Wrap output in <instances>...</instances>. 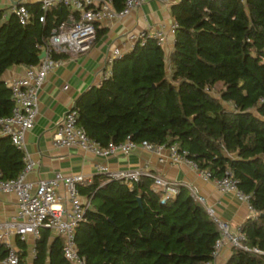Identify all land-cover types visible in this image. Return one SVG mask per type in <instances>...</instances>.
Listing matches in <instances>:
<instances>
[{
  "label": "trees",
  "instance_id": "1",
  "mask_svg": "<svg viewBox=\"0 0 264 264\" xmlns=\"http://www.w3.org/2000/svg\"><path fill=\"white\" fill-rule=\"evenodd\" d=\"M111 1L119 11L126 0ZM24 6L30 14L26 24L0 10V117L10 115L14 105L2 75L12 66L38 64V46L69 13L63 5L47 11L42 2ZM170 8L178 27L169 70L156 38L136 42L113 62L109 76L75 100L77 124L104 148L127 137L177 145L213 180L230 173L250 196L255 214L240 226L244 244L264 251V107L258 105L264 95V0H179ZM105 30L96 26V38ZM23 167V152L8 136L0 137V179L16 178ZM152 182L142 176L129 187L97 174L78 184L91 205L75 229L87 264L212 261L216 223L187 188L164 199ZM49 237L43 228L32 264H72L63 255V237ZM19 244V264H28L25 244ZM5 254L0 244V258ZM226 264H264V255L234 248Z\"/></svg>",
  "mask_w": 264,
  "mask_h": 264
},
{
  "label": "built area",
  "instance_id": "2",
  "mask_svg": "<svg viewBox=\"0 0 264 264\" xmlns=\"http://www.w3.org/2000/svg\"><path fill=\"white\" fill-rule=\"evenodd\" d=\"M148 1L150 0H126L124 7L119 11L113 7L111 0L42 1L41 7L44 11L53 6L63 5L69 13L66 20L61 21L52 30L47 43L38 46L41 51H46V56L36 65L25 66L22 74L5 81L12 91L14 105L10 115L0 117V137L8 136L11 142L23 152L24 167L16 178L0 179V193L14 194L18 200L15 216L11 220L0 223V244L6 249V254L0 264H19L18 250L12 242L13 236H19L21 240H26L28 237L37 240L43 228L54 230L63 237L62 252L70 263L87 264L86 257L79 253L75 240V229L80 222L85 220V213L91 206L90 199L82 197L77 188L85 178L79 174L65 175L56 172L51 178L39 179L35 182L27 180L26 175L33 168L34 163L25 148V134L36 121L38 96L48 73L62 62L60 58L53 59L52 53H62L72 57L86 54L96 39V24L121 18ZM160 1L165 4L173 3V0ZM8 11L15 13L21 24L28 23L30 19V14L24 4L17 0L12 1ZM40 21L43 22L44 17H41ZM177 27L174 21L170 29L174 32ZM128 37L141 44L145 43L149 37L156 38L160 45L164 41V34L161 30L142 32L139 35L129 34ZM121 56L122 52L118 47L112 48L107 53L108 70L104 78L111 74L113 62ZM258 105L264 107V95L258 99ZM77 117V110L73 105L55 125L52 131L53 145L78 147L99 157H109L117 151L128 154L138 144L158 154L167 149L171 163L184 162L194 167L204 179H212L209 172L200 170L192 160L185 156V153L179 152L177 145L168 147L164 144L136 143L127 137L117 145L110 144L107 148L101 147L98 142L87 135L82 126L77 124ZM96 169L109 178L121 180L129 187H132L133 182L139 181L142 176L151 177L153 179L151 189L155 192L161 191L164 199L174 197L179 192L180 186L187 188L192 198L203 206L219 230V236L212 252L213 259L206 264H215V258L227 245L264 255V251L256 247L248 248L244 244L245 235L240 228L232 231L229 222L216 216L213 208L206 203L205 198L193 185L169 181L158 174L144 172L140 169L114 172L102 163L96 165ZM215 181L221 191L234 193L237 199L245 202L252 210L250 196L238 189L230 173L227 172L222 179ZM60 186L65 189V199L57 193V188Z\"/></svg>",
  "mask_w": 264,
  "mask_h": 264
},
{
  "label": "crops",
  "instance_id": "3",
  "mask_svg": "<svg viewBox=\"0 0 264 264\" xmlns=\"http://www.w3.org/2000/svg\"><path fill=\"white\" fill-rule=\"evenodd\" d=\"M12 1L14 0H0V10L6 9V14H9L8 9ZM17 1L22 4H34L44 0ZM177 1L179 0H173V3ZM173 22L170 4L160 0H150L121 18L97 24V29L106 30L103 35L95 39L91 49L86 54L76 57L68 55L62 59L60 65L48 73L39 92L36 121L25 134V148L34 163L26 179L35 182L39 179L51 178L54 173L61 172L65 175H83L85 180L82 184H84L90 183L95 175L102 174L96 169V165L101 163L114 172L140 169L158 174L169 181L193 185L205 198L206 203L213 208L216 216L229 222L232 231H235L248 218L254 217V212L245 202L237 199L234 193L221 191L215 180L204 179L191 165L184 162L171 163L167 149L158 154L138 144L128 154L117 151L109 157H99L78 147L53 145L52 131L64 113L75 104L79 95L92 86L99 85L104 78L108 70L107 53L114 47H118L122 54L133 48L136 42L128 37L129 34L163 31L164 41L161 46L169 70V56L175 41L174 32L170 29ZM24 69L25 66L22 65L12 66L4 72L2 79L6 81L20 75ZM57 193L62 198H66L62 186L57 188ZM17 202L14 194L0 193V223L15 216ZM49 232V241L61 236L54 230L49 229ZM19 240L25 244L28 264H32L38 239L28 237L26 240H21L19 236H13L12 242L18 251L21 248ZM233 251V247L225 246L215 258V264H226Z\"/></svg>",
  "mask_w": 264,
  "mask_h": 264
},
{
  "label": "water",
  "instance_id": "4",
  "mask_svg": "<svg viewBox=\"0 0 264 264\" xmlns=\"http://www.w3.org/2000/svg\"><path fill=\"white\" fill-rule=\"evenodd\" d=\"M46 56V51H41V53L39 54V59H42ZM140 200V199H139Z\"/></svg>",
  "mask_w": 264,
  "mask_h": 264
},
{
  "label": "rangeland",
  "instance_id": "5",
  "mask_svg": "<svg viewBox=\"0 0 264 264\" xmlns=\"http://www.w3.org/2000/svg\"><path fill=\"white\" fill-rule=\"evenodd\" d=\"M214 93V92H213Z\"/></svg>",
  "mask_w": 264,
  "mask_h": 264
}]
</instances>
